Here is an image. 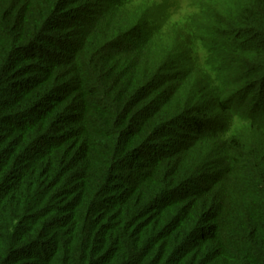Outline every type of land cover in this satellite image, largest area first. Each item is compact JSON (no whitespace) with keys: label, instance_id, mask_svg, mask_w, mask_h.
<instances>
[{"label":"trees","instance_id":"1","mask_svg":"<svg viewBox=\"0 0 264 264\" xmlns=\"http://www.w3.org/2000/svg\"><path fill=\"white\" fill-rule=\"evenodd\" d=\"M208 4L213 75L126 0H0V264H264V0Z\"/></svg>","mask_w":264,"mask_h":264},{"label":"rangeland","instance_id":"2","mask_svg":"<svg viewBox=\"0 0 264 264\" xmlns=\"http://www.w3.org/2000/svg\"><path fill=\"white\" fill-rule=\"evenodd\" d=\"M215 1L220 2V0H126L128 4L126 9L130 12H139L140 14H144L147 10L150 12L149 16H147L149 17L147 18V22L149 21L152 27H158V32H156L154 36V41L157 42V45L152 46V49L162 45L167 49V56H172V53H178L182 57H188L190 59L189 65L194 70L193 72L201 74L204 70L210 74V67L206 64V51L202 43L194 38V34L198 23L204 22L202 19L206 17L205 11L207 7L204 6V3L206 6L211 7L208 2ZM93 5V7H91V5L87 6V9H95L99 6V3H94ZM202 8H204L203 12H201ZM92 17L93 16H88L84 18L86 24H88V21L92 20ZM190 20L193 21L190 22ZM87 26L84 25L83 28L85 29ZM154 41H152V43ZM234 95L235 94H232L228 98L231 99ZM250 98L252 99L253 97L249 96L248 101H250ZM244 101L246 102V100ZM245 102L241 103L240 101H236L234 104L236 107L238 105L243 106L242 111H244V116L245 112L248 114V112L250 113L251 111L248 105L247 107L244 106ZM233 119L234 124H232L230 131L233 129L236 130L237 128V130L242 129V126L246 127V123L243 122L246 121L244 117L241 120L235 117ZM252 133H245L246 139L252 137ZM254 138H256V135ZM209 173L211 174V172Z\"/></svg>","mask_w":264,"mask_h":264}]
</instances>
